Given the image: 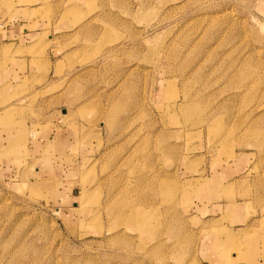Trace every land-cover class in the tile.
<instances>
[{
    "label": "rangeland",
    "instance_id": "374dc122",
    "mask_svg": "<svg viewBox=\"0 0 264 264\" xmlns=\"http://www.w3.org/2000/svg\"><path fill=\"white\" fill-rule=\"evenodd\" d=\"M250 243L263 260L264 0H0V264Z\"/></svg>",
    "mask_w": 264,
    "mask_h": 264
},
{
    "label": "crops",
    "instance_id": "0c3cea01",
    "mask_svg": "<svg viewBox=\"0 0 264 264\" xmlns=\"http://www.w3.org/2000/svg\"><path fill=\"white\" fill-rule=\"evenodd\" d=\"M14 29V28H13ZM15 30V29H14ZM17 30V29H16ZM15 30V31H16ZM8 33H6V35L7 34H9L10 32H9V30L7 31ZM12 33V32H11ZM16 33V32H15ZM5 48V47H4ZM4 48L2 49V50H4ZM38 175H39V172H38ZM36 177H38L37 178V180H39V179H41L42 180V178H41V175H39V176H36ZM252 247H253V243H250L249 244V250H248V252L246 253V256L244 257V259H242V260H245V264H264V259L263 260H261V261H259L258 259H257V255L255 254V252L253 251L252 252ZM258 256H259V254H258ZM216 261H217V264H226L225 263V261H223V260H220V258L218 257V255L216 254Z\"/></svg>",
    "mask_w": 264,
    "mask_h": 264
},
{
    "label": "bare ground",
    "instance_id": "6f19581e",
    "mask_svg": "<svg viewBox=\"0 0 264 264\" xmlns=\"http://www.w3.org/2000/svg\"><path fill=\"white\" fill-rule=\"evenodd\" d=\"M112 205V204H111ZM113 208V207H112ZM115 208V207H114ZM115 210V209H114ZM119 213H121V212H119ZM118 214V213H117ZM123 216V215H122ZM118 217V216H117ZM121 217V216H120ZM132 217V216H131ZM128 219H129V217H128ZM131 219H133V221H136V216L135 217H132ZM115 220H117V219H115ZM116 222H118V221H116ZM137 225H138V227L139 228H142V227H145L146 226V223L145 222H143V219H140V218H138L137 219ZM234 240V238H232L231 239V241H233Z\"/></svg>",
    "mask_w": 264,
    "mask_h": 264
}]
</instances>
